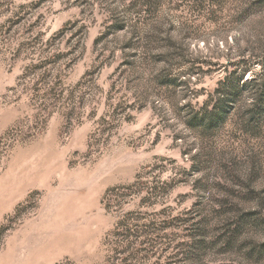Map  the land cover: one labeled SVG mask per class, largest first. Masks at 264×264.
I'll return each instance as SVG.
<instances>
[{"label":"rangeland","instance_id":"obj_1","mask_svg":"<svg viewBox=\"0 0 264 264\" xmlns=\"http://www.w3.org/2000/svg\"><path fill=\"white\" fill-rule=\"evenodd\" d=\"M0 264H264V0H0Z\"/></svg>","mask_w":264,"mask_h":264}]
</instances>
